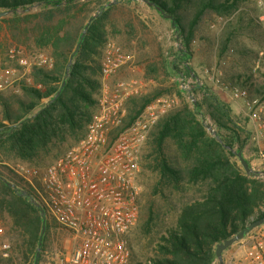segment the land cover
Here are the masks:
<instances>
[{"label":"trees","instance_id":"1","mask_svg":"<svg viewBox=\"0 0 264 264\" xmlns=\"http://www.w3.org/2000/svg\"><path fill=\"white\" fill-rule=\"evenodd\" d=\"M146 1L173 17L174 26L170 28L174 40L179 37L182 48L171 47L170 58L163 56L159 62L149 61L145 78L154 77L156 81L161 75L194 77L192 73L196 78V72L187 62L195 55L194 45L204 43L208 59L199 60L201 65L210 66L211 58L215 57L218 66L224 68V84L239 85L251 94L264 96V80L259 82L249 66L251 60H258L254 69L260 71L259 61L264 63V53L261 55L245 44L240 46L244 38L264 44L257 7L246 6L247 0ZM105 2L0 0V33H3L0 52L5 47L25 46L46 51L53 58L51 68L31 69V82L23 81L19 93L0 94L1 158L38 165L58 143L68 139L76 142L84 135L101 88V48L109 37L119 32L114 21L118 3L104 8L91 21L70 65L68 60L87 19ZM156 12L171 25L170 19ZM215 17L226 19L224 26L218 34L205 33L204 25ZM124 27L128 34L135 30L132 21ZM238 67L243 70L239 71ZM63 80L65 84L57 99L46 104L44 100L55 94ZM171 87L157 81L153 89L128 99L120 128L157 97L171 92ZM192 87L196 104L185 100L171 108L148 134L142 169L154 175L149 195L160 196L172 205L176 216L164 232L150 240L153 254L134 264H212L213 261L219 264L216 244L264 215V178L259 171L247 173L234 152L238 149L243 152L249 139L244 116L233 112L211 86L194 83ZM174 90L181 97L184 95L177 85ZM206 118L221 141L204 126ZM0 176L34 196L32 188L8 165L0 163ZM145 210L142 228L149 233L155 219L153 200L148 199ZM7 218L4 234L12 255L0 256V264H15V259L19 264H32L41 225L40 212L28 198L0 179V219L7 221ZM52 224L56 225L46 212L39 264Z\"/></svg>","mask_w":264,"mask_h":264},{"label":"built area","instance_id":"2","mask_svg":"<svg viewBox=\"0 0 264 264\" xmlns=\"http://www.w3.org/2000/svg\"><path fill=\"white\" fill-rule=\"evenodd\" d=\"M255 5L264 29V0H255ZM128 59L123 49L108 39L101 48L97 106L84 135L41 168L23 162L12 166L32 188L33 197L45 208L56 228L68 235L71 246L59 252L56 264H129L128 236L139 214L142 151L153 125L176 106L177 99L168 94L157 97L120 128L126 116L125 103L138 95L140 88L133 79L109 83V78ZM52 66L53 58L43 50L24 52L19 47L9 48L7 60L0 57V94L7 90L19 92L21 83L30 80L33 67ZM212 76L209 74V78ZM179 81L184 89L185 79ZM196 83L201 85L198 80ZM222 87L230 99L243 102L254 126L258 156L264 160V96L251 94L239 85ZM250 166L264 178V170ZM2 234L0 227V256L7 258L10 243L1 238ZM223 264H264V245L255 242L241 260L233 255Z\"/></svg>","mask_w":264,"mask_h":264},{"label":"rangeland","instance_id":"3","mask_svg":"<svg viewBox=\"0 0 264 264\" xmlns=\"http://www.w3.org/2000/svg\"><path fill=\"white\" fill-rule=\"evenodd\" d=\"M101 1L108 2L110 0H101ZM116 3H118V5L114 15V21H115V26L117 27L119 32H116L114 37L111 36L109 37V39L117 43L123 49L124 53L127 54V56H129V59L126 62V64L121 66L119 70L116 71L109 78V83H114L122 79L136 80L140 88L139 91L140 93L137 96L153 89L154 86L157 84V81L158 83H161L163 86H168V87L173 86L171 87L172 88L171 92L165 93L163 95L168 94L176 97L177 104L174 107H177L178 105H180L181 102L185 100L192 102V99H195L193 97L191 89L193 88L192 86L194 83L197 82V80L199 83H201V85L206 84L211 86L216 96L223 102L228 103L231 109L233 110V112L241 113L244 116L246 128L249 133V139L244 147L242 154L247 160H249V163L254 168H258V170H264V160H261L258 156L257 141L253 137L254 126L250 121V119L248 118V116L246 115L243 102L241 100L230 99L228 95V91L222 87L224 81H226L224 80V72H223L224 68L218 66L215 57L211 58L210 66L206 64L201 65L199 63V60L208 59V50L206 49V44L196 43L194 45L195 55L191 58L190 61L187 62V64L192 66L194 72H196L197 74L196 78L188 77V76L187 77L172 76L167 78L162 75L157 77L156 81L153 80L154 77L145 78L144 77L145 66L149 61L159 62L163 56H167L168 58H170L172 55L169 49L171 47H174L179 50V47L182 48V45H179L178 40H174L173 31L170 28L171 25L169 21L162 19L154 8L147 5L142 0H131V1L117 0ZM245 5L256 7L255 0H247L245 2ZM130 21H132L135 30L131 34H128L126 32L128 29L124 26L126 22H130ZM225 21L226 19L222 17H215L209 23L204 25L205 26L204 32L208 34L211 33L218 34L219 31L224 26ZM0 34L3 35V33ZM243 44L258 50L261 55H263L264 53V44L259 45L251 38L241 39L240 46ZM198 46L200 47V49L198 48ZM12 47L14 46H11L9 48ZM19 48L23 49L24 52L36 50L35 48H29L25 46H19ZM8 49H6L5 47V49H1L2 51L0 52V57L5 61L7 60ZM99 61H100V57H99ZM256 61L251 60L249 66L251 67V69L253 68V72H255L254 75L256 79L259 82H261L264 80V75L262 74L264 72V63L259 61V66L261 67V69L260 71H255L256 69H254V66ZM227 65L228 64H226L225 67L229 68ZM238 68L239 71L243 70L241 67ZM206 70H208V73L205 72ZM218 70L221 72V74H218ZM159 73H162L161 70H159ZM209 74L211 76L214 75V77L212 76L213 77L212 79L209 78ZM181 78L185 79L186 86L184 89H182L181 87L182 81H179L181 80ZM216 79H218V81H216ZM27 82H31V80ZM176 85L181 90L184 91V95L182 97L178 95L174 90ZM8 92L15 93L12 92L11 90H7L4 92V94H7ZM46 101L47 99L44 100V102ZM0 112H1V104H0ZM204 121L210 124L215 129V127L208 118H206ZM73 142L74 140L68 139L66 141L58 143V145L54 147L51 150V152L46 154L42 162H40L38 165L35 164L34 165L39 168L45 166L46 164L50 163L58 153L62 152L66 147H68ZM146 152H147V142L145 144V147L141 155V170L139 173V183L141 185V193L138 200L139 214L137 221L133 226V228L130 230L128 236V241L131 248V258L129 264H134L137 261H144L149 255L153 254V251L151 249L152 245L151 243H149L150 240H152L154 236L157 237L159 233L164 232L166 226L171 222H173L176 216V212L173 209L172 205L167 204L166 201L163 200L160 196L149 195V188H150V184L154 180V175L142 169L143 156ZM17 162H23V161L3 159L0 157V163L8 165L10 168H12V166ZM23 163H27V162H23ZM148 199L153 200V211H154L155 219L151 224L149 233H145L142 228V225L146 218L145 207L147 205ZM8 221H9L8 218L7 221L0 219V227L3 229V234L1 238L6 239L9 242L8 238H6L4 234L6 232V226H7L6 223ZM247 234L248 235L246 242L249 244L247 246H250L258 241L262 242V244L264 245V223L258 227L253 228ZM70 246L71 244L67 233L61 229L56 228V226L52 224L50 226V230L48 233L47 247L46 250L44 251V254L42 256V261L40 264H56V259L59 252L68 249ZM11 255H12V250H10L9 256L7 258L11 257ZM15 264H19L17 259H15ZM213 264H217V262Z\"/></svg>","mask_w":264,"mask_h":264},{"label":"water","instance_id":"4","mask_svg":"<svg viewBox=\"0 0 264 264\" xmlns=\"http://www.w3.org/2000/svg\"><path fill=\"white\" fill-rule=\"evenodd\" d=\"M143 2H145L147 5L149 6H153L162 16L163 18L166 19H170L171 20V26H174V19L171 15L166 14L163 9H161L159 6L155 5L152 2H148L146 0H142ZM117 2V0H110L106 3L103 4V6H101V8H98L86 21L81 34L79 36V39L74 47V50L71 52V54L69 55V60H68V65H70L72 63V59L73 56L75 55V53L79 50V47L81 45L82 39L86 34L87 28L89 26V24L91 23V21L97 17L99 15V13L106 7L113 5ZM176 40L179 39L178 36L175 37ZM179 45H181V43L179 42ZM179 50H181V47H179ZM68 71V68L66 69V73ZM192 75L195 77V75L192 73ZM65 84V80H63L61 82L60 87L58 88V90L55 92V94L47 99V101L45 102L46 104L52 103L53 101H55L57 99V97L60 94V91L62 89V87ZM192 103L195 105L196 101L195 99H192ZM203 124L206 127V129L209 131L210 134L214 135L219 141H221V139L218 137L216 130L208 123H206L203 120ZM235 155L238 159V162L240 163V165L242 166V168L247 172L250 173L252 172V168L249 165V162L247 161V159L243 156L242 151L240 149L238 150H234ZM0 179L3 180L8 186L12 187L18 194L26 197L29 199V201L35 205L41 215V225H40V231H39V235H38V240H37V247H36V251L34 254V259H33V263L32 264H39V256H40V250L43 244V236L46 230V211L45 208L42 207L39 202L37 200H35V198L26 190H22L19 189L18 187H16V185L8 180H6L5 178L0 176ZM264 223V215L261 218H258L257 220L251 221L248 224H246L241 230H239L238 232H236L235 234H233L231 237L219 242L216 244L215 247V256L218 260L219 264H223V258H222V252L227 249L229 246H231L234 242L241 240L247 233H249V231H251L253 228L260 226L261 224Z\"/></svg>","mask_w":264,"mask_h":264},{"label":"crops","instance_id":"5","mask_svg":"<svg viewBox=\"0 0 264 264\" xmlns=\"http://www.w3.org/2000/svg\"><path fill=\"white\" fill-rule=\"evenodd\" d=\"M262 225V224H261ZM247 235H245V237L242 238V240L236 241L234 242L227 250L222 252V258L224 260V262H227V259L230 258L231 256H236L238 257L239 260H241L243 258V255L246 251V249L250 246L246 241H247Z\"/></svg>","mask_w":264,"mask_h":264}]
</instances>
